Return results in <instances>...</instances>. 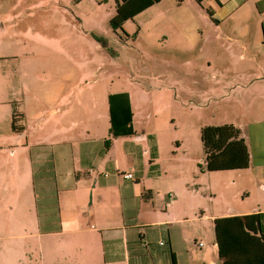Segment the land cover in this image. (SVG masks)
<instances>
[{
  "label": "rangeland",
  "instance_id": "obj_1",
  "mask_svg": "<svg viewBox=\"0 0 264 264\" xmlns=\"http://www.w3.org/2000/svg\"><path fill=\"white\" fill-rule=\"evenodd\" d=\"M254 4L246 1L232 22L220 25L197 18L191 30L166 17L169 10L183 13L188 0L166 11L155 5L114 33L116 0H0V96L43 108L58 96L61 110L77 108L79 136L89 138L92 126L107 132L106 95L126 92L138 135L157 142L153 163L162 190L173 181L195 200L212 205L227 197L240 206L234 172L204 176L213 181L198 171L199 135L206 124L246 122L264 111V48L255 44L261 20ZM118 145L113 151L124 168ZM208 184L216 185L211 195ZM157 201L167 198L160 194ZM29 211L34 219L32 205Z\"/></svg>",
  "mask_w": 264,
  "mask_h": 264
},
{
  "label": "crops",
  "instance_id": "obj_2",
  "mask_svg": "<svg viewBox=\"0 0 264 264\" xmlns=\"http://www.w3.org/2000/svg\"><path fill=\"white\" fill-rule=\"evenodd\" d=\"M185 1L161 0L153 6L166 11ZM246 1L188 0L183 13L172 16L169 10L166 17L169 25H189V30L197 28L200 17L220 25L232 22ZM254 3L261 20L255 44L264 48V0ZM110 94L116 93L106 95L107 132L92 126L89 138L79 136L77 108L61 110L58 96L45 108L0 96V264H220L214 220L264 214V111L252 112L246 122L203 126L234 127L249 154L246 169L200 172L203 177L237 175L240 206L227 197L209 205L173 181L162 190L164 181L153 163L157 142L146 141L149 134L138 135L128 93L134 135L116 138L105 149ZM13 109L20 134L12 130ZM117 144L127 160L124 168L113 151ZM145 154L151 157L148 165ZM215 188L208 184L209 195ZM160 194L167 201L158 204Z\"/></svg>",
  "mask_w": 264,
  "mask_h": 264
},
{
  "label": "trees",
  "instance_id": "obj_3",
  "mask_svg": "<svg viewBox=\"0 0 264 264\" xmlns=\"http://www.w3.org/2000/svg\"><path fill=\"white\" fill-rule=\"evenodd\" d=\"M161 0H116V11L109 22L116 33L123 24ZM179 3L183 0H178ZM198 3L200 0H196ZM210 14V13H209ZM105 49L100 38H94ZM109 138L104 141L109 149L112 140L134 135L132 111L127 93L108 96ZM13 109L12 130L20 134ZM200 142L204 153L200 172L242 170L249 166V154L240 133L232 126H206L200 130ZM214 236L220 264H264V214L232 216L214 220Z\"/></svg>",
  "mask_w": 264,
  "mask_h": 264
},
{
  "label": "built area",
  "instance_id": "obj_4",
  "mask_svg": "<svg viewBox=\"0 0 264 264\" xmlns=\"http://www.w3.org/2000/svg\"><path fill=\"white\" fill-rule=\"evenodd\" d=\"M125 178L126 179H132V174H127V175H125ZM162 243H160V245H161ZM199 246H201V244H199Z\"/></svg>",
  "mask_w": 264,
  "mask_h": 264
}]
</instances>
